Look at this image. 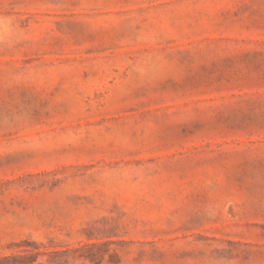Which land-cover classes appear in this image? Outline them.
Instances as JSON below:
<instances>
[{"label": "rangeland", "instance_id": "obj_1", "mask_svg": "<svg viewBox=\"0 0 264 264\" xmlns=\"http://www.w3.org/2000/svg\"><path fill=\"white\" fill-rule=\"evenodd\" d=\"M0 264H264V0H0Z\"/></svg>", "mask_w": 264, "mask_h": 264}]
</instances>
